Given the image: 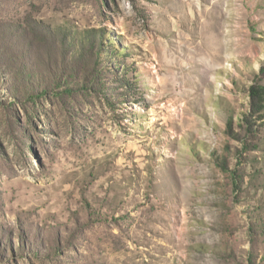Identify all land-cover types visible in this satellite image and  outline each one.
Instances as JSON below:
<instances>
[{"label":"rangeland","instance_id":"obj_1","mask_svg":"<svg viewBox=\"0 0 264 264\" xmlns=\"http://www.w3.org/2000/svg\"><path fill=\"white\" fill-rule=\"evenodd\" d=\"M0 264H264V0H0Z\"/></svg>","mask_w":264,"mask_h":264},{"label":"trees","instance_id":"obj_2","mask_svg":"<svg viewBox=\"0 0 264 264\" xmlns=\"http://www.w3.org/2000/svg\"><path fill=\"white\" fill-rule=\"evenodd\" d=\"M33 92H34V91H33ZM33 92H31V95H33ZM256 95H257V96H256L257 98H262V95H261V93H260L259 91L257 92Z\"/></svg>","mask_w":264,"mask_h":264}]
</instances>
